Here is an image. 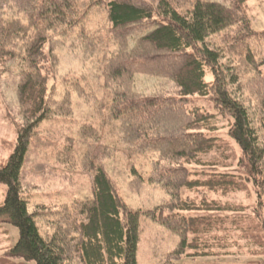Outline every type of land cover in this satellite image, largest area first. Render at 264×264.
<instances>
[{
  "label": "trees",
  "instance_id": "16d2710c",
  "mask_svg": "<svg viewBox=\"0 0 264 264\" xmlns=\"http://www.w3.org/2000/svg\"><path fill=\"white\" fill-rule=\"evenodd\" d=\"M247 2L0 0V78L14 66L20 118L0 163V229L8 241L3 225L16 227L19 239L0 264H138L141 217L178 237L168 264H264V32L252 29ZM98 14L105 23L91 28ZM66 44L104 55L105 101L79 122L91 88L75 74L58 78ZM59 118L73 123L74 136H64L54 160L91 175V195L35 202L45 164L32 159L31 143ZM119 145L131 158L130 191L158 186L167 201L128 208L112 178L117 167L109 168Z\"/></svg>",
  "mask_w": 264,
  "mask_h": 264
},
{
  "label": "rangeland",
  "instance_id": "374dc122",
  "mask_svg": "<svg viewBox=\"0 0 264 264\" xmlns=\"http://www.w3.org/2000/svg\"><path fill=\"white\" fill-rule=\"evenodd\" d=\"M223 2L224 0H210ZM249 7L248 14L252 29L256 32H264V0H247ZM105 23V17L98 14L91 17V28L101 27ZM264 47V45L262 44ZM264 54V52H262ZM100 53L85 55L81 49L69 47V44L60 51V59L58 64V78L63 75L75 74L89 84L91 95L87 97L89 100L88 106L84 107L79 104L76 109L74 120L77 122L88 116L93 108L104 103L106 95L102 82L103 73V57ZM8 73H5L0 78V163L5 161L14 146L16 140V130L12 123H20V118L17 115L15 86L16 77L14 66L8 65ZM264 72V67H263ZM209 79V78H208ZM137 82L142 86H152V82L145 78H138ZM157 83V82H153ZM154 86V85H153ZM196 105L202 109L213 112L212 104L202 98H197ZM97 104V105H95ZM68 118H59L44 122L38 128V134L33 138L30 151L32 159L37 156L39 161L45 164V174H37L36 183L39 189L33 192L35 202L47 204L49 202L61 203L68 196L78 199L90 197L92 189V176L84 174L79 168L72 173L66 171L64 167L58 166L54 160V151L60 147L64 136H74V130L70 127ZM227 127L222 129L223 136L226 134ZM131 158L128 157V149L124 145H119L113 160L109 162L110 170L117 167V173H124L120 177L117 173H112V178L116 182L118 194L126 203L128 208L133 211L137 209L148 210L164 201L168 197L158 186L145 185L139 194L133 193L128 187V166ZM138 167L146 169L145 159H138ZM137 166V164H136ZM31 170L32 168L27 165ZM27 169V170H29ZM30 170V171H31ZM43 172V169L38 171ZM46 172L48 174L46 175ZM27 175H30L27 173ZM56 176L58 177L56 179ZM61 176V177H60ZM62 177H65L63 180ZM43 182V183H42ZM6 186L0 184V204L4 201ZM243 200V199H242ZM239 201V200H238ZM244 201V200H243ZM140 236L137 248V263L138 264H168L169 254L178 245V237L165 229L164 227L141 217L140 219ZM3 228L8 230V238L0 229V255L6 247L14 246L19 239V231L12 225H3ZM261 259V258H260ZM252 260V259H251ZM253 260H259L255 257ZM248 261V260H246ZM29 264H34L33 262ZM172 264H244L242 260H217L214 258H200L195 260L182 259L173 261Z\"/></svg>",
  "mask_w": 264,
  "mask_h": 264
}]
</instances>
